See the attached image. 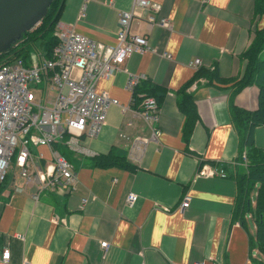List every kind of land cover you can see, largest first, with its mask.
<instances>
[{
  "label": "crops",
  "instance_id": "1",
  "mask_svg": "<svg viewBox=\"0 0 264 264\" xmlns=\"http://www.w3.org/2000/svg\"><path fill=\"white\" fill-rule=\"evenodd\" d=\"M156 15L171 29L148 26V9H138L129 32L146 38L154 51L133 53L118 70L99 79L94 89L106 92L110 104L105 121L92 139L80 140L88 154L65 146L32 148L46 174L52 149L73 167L74 190L39 189L25 185L18 173L0 183V251L10 252L0 264H256L263 259L250 250L255 226L232 220L236 185L230 176L238 165V135L230 104L252 111L258 89L242 88L232 97V80L245 67L243 52L264 16L254 14L255 0H149ZM133 0H64L59 21L104 44H113L118 13ZM82 9V15H81ZM198 58L200 65L192 66ZM214 71L218 78H195L196 70ZM131 74L165 88L151 136L134 107L127 87ZM189 82V83H188ZM192 96L197 118L189 134L186 116L177 105L182 86ZM139 96H143L140 94ZM254 145L264 149V125L253 129ZM62 145V144H61ZM111 149L124 152L130 165L98 167L94 158ZM224 168L226 177L194 178L200 163ZM8 174V173H7ZM22 188L21 192L16 188ZM136 195L128 204L126 196ZM186 198L188 206L178 210ZM82 199L85 202L82 203ZM163 207L169 208L165 211ZM108 242L104 251L100 242Z\"/></svg>",
  "mask_w": 264,
  "mask_h": 264
},
{
  "label": "built area",
  "instance_id": "2",
  "mask_svg": "<svg viewBox=\"0 0 264 264\" xmlns=\"http://www.w3.org/2000/svg\"><path fill=\"white\" fill-rule=\"evenodd\" d=\"M131 5L129 10L118 13V28L112 45L92 40L76 31L74 24L58 20L53 30L56 44L49 57L39 53L31 56L28 64L20 58L0 61V183L16 153L14 164L25 185L39 183V189L57 187L66 193L74 190L72 165L52 149V166H48L44 174L33 158L32 148H53L54 144H62L72 152L88 154V148L82 146L80 140L95 137L105 121L109 105L117 103L106 92H96V82L117 71L131 54L154 51L145 37L129 32V23L137 15V8L151 12L145 18L148 26L169 30L172 27L167 18L156 15L159 5L149 0H133ZM191 64L198 67L200 60L195 58ZM141 77L131 74L127 87L132 90ZM136 111L150 128L158 120L159 105L154 97H143ZM157 133V128L152 127L151 136ZM244 151L241 161L245 165ZM198 167L194 178L226 177L224 168L215 163L201 162ZM21 190L16 188L18 192ZM135 199L133 193L126 196L128 204ZM81 201L84 203L85 199ZM187 206L184 198L178 210ZM163 209L169 211L167 207ZM100 246L106 251L108 242H100ZM9 258V249L0 251L1 262H8Z\"/></svg>",
  "mask_w": 264,
  "mask_h": 264
},
{
  "label": "trees",
  "instance_id": "3",
  "mask_svg": "<svg viewBox=\"0 0 264 264\" xmlns=\"http://www.w3.org/2000/svg\"><path fill=\"white\" fill-rule=\"evenodd\" d=\"M64 0H52L45 16L31 29L25 32L20 40L14 42L8 51L0 54V61H11L20 58L24 64L30 62V48L37 40H40L43 55L49 57L56 44L53 34L55 23L59 20V14ZM254 14L264 16V0L254 1ZM264 49V24L255 29L254 36L246 50L243 52L246 63L240 78L232 80V97L246 86L254 85L258 89L257 107L252 111L239 109L230 104V117L232 125L238 135V165L231 173L236 185L232 220L238 221L242 226L246 225L245 216L249 214L255 226L254 234L249 237L250 250L256 249L264 257V149L254 145L253 129L264 125V58L260 53ZM197 77L208 79H220L214 71L205 69L196 70ZM223 81L222 79H220ZM189 83V82H188ZM188 84L182 86L177 99V105L186 116L184 132L189 134L192 125L197 118V112L192 96L186 91ZM143 94V96H139ZM166 94L165 88L154 85L151 81H138L131 90L134 107L142 101L143 97H154L160 106ZM245 150V151H244ZM242 151L246 154L245 165L241 161ZM94 165L98 167L124 166L129 168L124 152L111 149L107 154L93 157ZM6 177V176H5ZM5 179V178H4ZM256 264H264V260L254 259Z\"/></svg>",
  "mask_w": 264,
  "mask_h": 264
},
{
  "label": "water",
  "instance_id": "4",
  "mask_svg": "<svg viewBox=\"0 0 264 264\" xmlns=\"http://www.w3.org/2000/svg\"><path fill=\"white\" fill-rule=\"evenodd\" d=\"M52 0H0V54L46 14Z\"/></svg>",
  "mask_w": 264,
  "mask_h": 264
},
{
  "label": "rangeland",
  "instance_id": "5",
  "mask_svg": "<svg viewBox=\"0 0 264 264\" xmlns=\"http://www.w3.org/2000/svg\"><path fill=\"white\" fill-rule=\"evenodd\" d=\"M29 50H30V54H31L32 56H36L37 54L42 53V52H43V49H42V45H41L40 40H37V41L34 43V45H33ZM42 54H43V53H42ZM260 56L264 58V49H263V51L260 53ZM37 96H38V94H37ZM64 149H66L64 145H59V146H58V150H59V152H64ZM66 150H67V149H66ZM15 155H16V153L13 154V157L11 158V161H10L9 168H8V170H7V173H8L7 175H9L10 177H11V175H12L13 173H17V171H18L17 167H16L15 164H14Z\"/></svg>",
  "mask_w": 264,
  "mask_h": 264
}]
</instances>
